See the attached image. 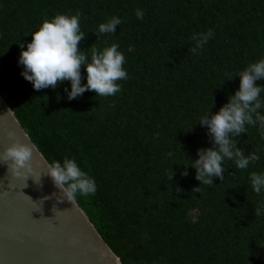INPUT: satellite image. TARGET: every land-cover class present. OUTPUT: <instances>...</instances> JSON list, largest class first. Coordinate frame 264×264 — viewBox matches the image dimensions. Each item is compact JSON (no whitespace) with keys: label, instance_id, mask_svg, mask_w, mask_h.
<instances>
[{"label":"trees","instance_id":"obj_1","mask_svg":"<svg viewBox=\"0 0 264 264\" xmlns=\"http://www.w3.org/2000/svg\"><path fill=\"white\" fill-rule=\"evenodd\" d=\"M57 13H79L89 59L92 47L119 44L128 79L115 96L70 101V82L36 91L21 74L20 43ZM112 16L123 23L98 37ZM209 28L214 38L193 54L192 33ZM262 56L264 0H0V94L49 162L74 156L95 178L96 193L77 201L123 264H264V195L249 180L264 172L258 127L236 139L261 159L246 170L226 160L223 181L201 192L196 170L177 164L210 145L197 120L227 103L238 72Z\"/></svg>","mask_w":264,"mask_h":264},{"label":"clouds","instance_id":"obj_2","mask_svg":"<svg viewBox=\"0 0 264 264\" xmlns=\"http://www.w3.org/2000/svg\"><path fill=\"white\" fill-rule=\"evenodd\" d=\"M135 14L138 19L144 18L143 9L137 8ZM122 23L119 16H112L100 23L95 33L98 37L101 34H115L117 26ZM31 35V41L20 43L18 63L23 69L21 74L33 84L36 91L49 87L55 89L68 81L70 90L65 87L64 91L70 101L86 91H95L97 96L112 97L122 90L119 82L128 79L124 67L126 57L119 44L112 43L103 49L92 47L90 59L81 51L79 45L85 35L81 31L79 13H57L50 19L46 17ZM214 36L215 31L211 28L193 32L190 38L193 42L191 52H202ZM82 68L86 72V83L82 82L85 79ZM237 75L240 77L239 87L229 96L227 103L217 112L213 113L210 109L202 113L197 120L201 127L206 128L210 145L197 149V158L190 159L189 163H177L189 165L196 170L195 178L200 184L193 188V192H201V185H213L214 177L223 181L227 170L224 166L226 160L234 162L236 169L246 170L250 164L261 159L257 152L246 155L238 146L236 138L247 132L246 126L249 125L258 127L264 138V111H261L264 109V84L256 83L264 80V56L250 62ZM8 134L10 137L15 136L13 131ZM32 156V146L16 140L5 149L4 157L0 160L6 162L10 159L14 173L20 175L23 169L33 170ZM167 156L172 157L173 153L168 152ZM175 174L174 170L168 178L172 181ZM189 174L187 167L180 171L182 177ZM47 175L71 203L78 196L87 197L97 191L95 178L80 166L74 156L65 155L62 160H52ZM249 180L253 191L257 195H264V172H251ZM175 190L185 191L178 183ZM261 208H264V202Z\"/></svg>","mask_w":264,"mask_h":264},{"label":"water","instance_id":"obj_3","mask_svg":"<svg viewBox=\"0 0 264 264\" xmlns=\"http://www.w3.org/2000/svg\"><path fill=\"white\" fill-rule=\"evenodd\" d=\"M9 108L0 94V159L19 140L33 148V170L16 175L10 159L0 160V264H123L78 201L47 175L50 162Z\"/></svg>","mask_w":264,"mask_h":264}]
</instances>
